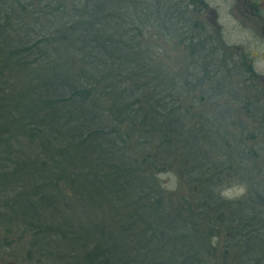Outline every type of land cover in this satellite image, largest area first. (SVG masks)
<instances>
[{
  "label": "trees",
  "instance_id": "obj_1",
  "mask_svg": "<svg viewBox=\"0 0 264 264\" xmlns=\"http://www.w3.org/2000/svg\"><path fill=\"white\" fill-rule=\"evenodd\" d=\"M181 3L0 0V193L27 263L264 264V170L245 167L264 131L231 122L264 100Z\"/></svg>",
  "mask_w": 264,
  "mask_h": 264
},
{
  "label": "rangeland",
  "instance_id": "obj_2",
  "mask_svg": "<svg viewBox=\"0 0 264 264\" xmlns=\"http://www.w3.org/2000/svg\"><path fill=\"white\" fill-rule=\"evenodd\" d=\"M205 2L207 4V7H205L202 12H199L198 16L195 14V17L197 19H200V21L202 19L203 22L201 21V24L203 25L205 21L209 28V30L208 29L201 30L203 33L202 36H209L213 34L219 46H222V48L227 46L230 49H233L234 52H237V48L238 51L241 53H243L244 50L254 51L257 48H259L260 51H264V46L257 43L253 38V36H251L250 34L248 35L245 31H243V29L238 28L235 25L234 20L228 19L227 11L230 12L233 11L234 9V5H233L234 3H232L231 0H228L225 3L224 0H205ZM231 15L233 14L231 13ZM179 36L180 35L178 34L177 38L175 36L174 40L171 39L172 41L168 43V45H163V48L166 49V51H168L166 56L169 55L170 60L169 58H165V56H163V58H165V62L167 63L173 61L174 64L179 65L177 66V68L178 67L183 68L186 66L187 61L189 60L187 53L184 52L185 50H183L182 48H180L182 51L179 50V46H178L179 40H177ZM174 41H176V44L174 43ZM255 63H256V68H258V70L264 71V65L260 60H255ZM239 79L240 78L236 76V74L233 75L232 90L235 92L240 91L241 97L245 96V93L249 95L250 91L249 93L248 91L246 92V90L244 92V90L242 89L244 86L241 84ZM260 107L262 108H259L258 110L264 111V106L261 105ZM239 111H243V110L239 109ZM248 114L250 115L253 113H250V111H248ZM258 116L259 117L264 116V114L263 115L254 114V117L252 116L250 117L248 115L246 116L242 115L240 118L237 119L235 118L231 120V122L233 121L234 123L233 130H235V128L238 129V127L242 125V126H246L247 129L246 133L247 132L255 133V131L260 127V125H262L261 130L264 131V123H260ZM226 123L230 124L228 121ZM247 143L249 144V146H253L257 149L256 154L258 155L254 156V158L249 160L245 164V167L248 169V171L253 170L254 171L253 175L255 176L257 182H260L261 180H263V179H259V176L261 174L260 171L264 170V132L261 135L260 133H258L255 139L251 143L250 141L247 140ZM260 167L262 168V170H260ZM163 179H165V182L167 181V184L174 183L175 181L172 175H167V174L163 175ZM241 188L243 189L242 192L240 191ZM245 191H246V186L241 185L240 183L234 185L231 188L228 187V189H225L223 193L226 197L229 198V197L242 196L245 193ZM7 194L9 195V192ZM0 198H1L0 221H2L1 225L2 224L4 225L3 229L6 231L5 236H7L8 238L14 241L12 243L13 247L7 250L8 251L7 259L9 260L10 264H29L30 262L27 263L26 261H24V258L26 257L28 251L27 248L29 246V237L28 235H24V236L21 235L25 222L23 221L22 218H20V216H18L17 217L18 219H16L15 221L5 219L6 217H8L10 211L6 212V207L4 206L2 209L3 200L5 196H3L2 198L0 193Z\"/></svg>",
  "mask_w": 264,
  "mask_h": 264
},
{
  "label": "flooded vegetation",
  "instance_id": "obj_3",
  "mask_svg": "<svg viewBox=\"0 0 264 264\" xmlns=\"http://www.w3.org/2000/svg\"><path fill=\"white\" fill-rule=\"evenodd\" d=\"M228 0H224V3ZM234 3L233 11H227L228 19L234 20L235 25L243 29L248 35L253 36L255 41L260 45L264 46V0H231ZM207 7L205 0H182L180 7L176 5V9H180L185 11L188 15V19L190 18V25H188V29H190L191 35L189 38L200 41L199 44H203L205 47L210 46L212 43L218 45L217 41L214 38V35L211 34L209 36H202V29H208L206 22L201 24L200 19L195 17V14L198 16L199 12H202L203 9ZM180 10H177V14L181 13ZM231 13L233 15H231ZM203 22V21H202ZM177 29H179V35L181 36V29L179 28V23L177 25ZM184 31L185 28H182ZM204 47V48H205ZM228 51L232 52L233 49L230 50L229 47L225 46ZM237 48V47H236ZM239 61L245 63L244 65V77L251 79V84L257 86V88L261 91V100H264V71L258 70L256 68L255 60H260L264 65V51H260L259 48L254 51L244 50L243 53L238 51L235 52ZM0 208H1V198H0ZM0 221V264H10L7 259L8 249L12 248V243L14 242L6 235V231L3 229L4 225H1ZM7 259V260H6ZM30 264V263H29Z\"/></svg>",
  "mask_w": 264,
  "mask_h": 264
},
{
  "label": "clouds",
  "instance_id": "obj_4",
  "mask_svg": "<svg viewBox=\"0 0 264 264\" xmlns=\"http://www.w3.org/2000/svg\"><path fill=\"white\" fill-rule=\"evenodd\" d=\"M240 191L242 192V191H243V189L241 188V189H240Z\"/></svg>",
  "mask_w": 264,
  "mask_h": 264
}]
</instances>
